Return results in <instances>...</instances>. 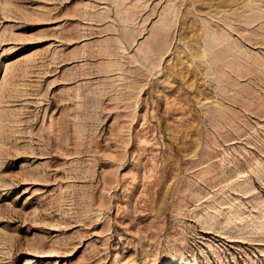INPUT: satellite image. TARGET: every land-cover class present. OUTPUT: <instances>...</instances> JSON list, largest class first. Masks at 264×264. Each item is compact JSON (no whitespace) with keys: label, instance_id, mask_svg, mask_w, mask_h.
Returning a JSON list of instances; mask_svg holds the SVG:
<instances>
[{"label":"rangeland","instance_id":"obj_1","mask_svg":"<svg viewBox=\"0 0 264 264\" xmlns=\"http://www.w3.org/2000/svg\"><path fill=\"white\" fill-rule=\"evenodd\" d=\"M0 264H264V0H0Z\"/></svg>","mask_w":264,"mask_h":264}]
</instances>
